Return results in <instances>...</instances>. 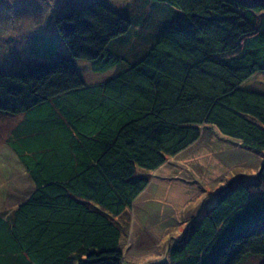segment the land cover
I'll return each mask as SVG.
<instances>
[{
	"label": "trees",
	"instance_id": "1",
	"mask_svg": "<svg viewBox=\"0 0 264 264\" xmlns=\"http://www.w3.org/2000/svg\"><path fill=\"white\" fill-rule=\"evenodd\" d=\"M136 1L146 14L101 0L63 14L65 57L0 72V113L20 120L7 146L33 184L0 214V264H126L120 218L206 127L264 158V0ZM133 34L144 47L126 56ZM76 60L127 66L89 84ZM213 196L151 264H264V162Z\"/></svg>",
	"mask_w": 264,
	"mask_h": 264
},
{
	"label": "rangeland",
	"instance_id": "2",
	"mask_svg": "<svg viewBox=\"0 0 264 264\" xmlns=\"http://www.w3.org/2000/svg\"><path fill=\"white\" fill-rule=\"evenodd\" d=\"M91 1L0 0V72L17 71L26 65L65 57L68 51L56 35V19L71 10L83 8ZM101 1L124 16L128 9L146 14L149 7L136 0ZM150 3L156 5L153 1ZM134 34L135 41L131 42L129 37L130 42L119 46L126 48V56L134 53L135 49L141 52L144 47V43L138 42L140 36ZM47 39L57 43L45 46L42 41ZM75 64L89 84L101 82L127 66L126 61H121L112 69L98 72L93 70L89 61L76 60ZM255 80L264 83V72L258 73ZM33 114L32 118L36 120L43 113L36 111ZM18 121V116L0 113V214L13 210L33 190L27 171L7 146ZM47 135L51 143V131ZM243 149L223 138L214 128L206 127L194 145L171 158L168 165L151 172L147 189L120 218L125 230L122 240L125 263L151 264L164 259L169 245L181 239L188 221L213 200V194H218L222 187L237 177L256 178L264 162L263 155L256 150ZM260 260L261 256L247 255L240 264H260Z\"/></svg>",
	"mask_w": 264,
	"mask_h": 264
},
{
	"label": "crops",
	"instance_id": "3",
	"mask_svg": "<svg viewBox=\"0 0 264 264\" xmlns=\"http://www.w3.org/2000/svg\"><path fill=\"white\" fill-rule=\"evenodd\" d=\"M34 61H36V60H34ZM34 61H30V62H34ZM37 61H39V59ZM30 62H28V63H30Z\"/></svg>",
	"mask_w": 264,
	"mask_h": 264
}]
</instances>
